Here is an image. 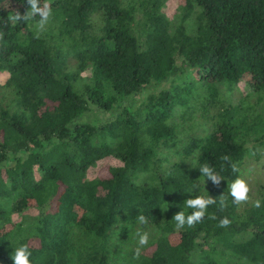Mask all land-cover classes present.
Wrapping results in <instances>:
<instances>
[{"label": "trees", "instance_id": "obj_1", "mask_svg": "<svg viewBox=\"0 0 264 264\" xmlns=\"http://www.w3.org/2000/svg\"><path fill=\"white\" fill-rule=\"evenodd\" d=\"M166 1L48 0L38 31L0 0V264L22 245L31 264H264V188L229 192L264 151V0ZM196 196L216 203L177 231Z\"/></svg>", "mask_w": 264, "mask_h": 264}, {"label": "clouds", "instance_id": "obj_2", "mask_svg": "<svg viewBox=\"0 0 264 264\" xmlns=\"http://www.w3.org/2000/svg\"><path fill=\"white\" fill-rule=\"evenodd\" d=\"M27 5L30 6V9L26 12V14L21 15L18 11L15 15L11 17L14 23L26 21L35 17L36 15L40 16V20L37 22L38 31H43L45 27L50 22L52 17V9L48 0H44V3L41 5V0H26ZM2 38V35H0ZM224 161L230 162V157L224 156L222 157ZM231 168L233 172H237L238 168L235 164H231ZM199 172L202 176L206 177V180H211L214 185H219L223 180L220 177L214 168L208 164H203L199 168ZM229 192L231 197L233 198V203L236 205L247 203L250 199L249 192L250 187L248 183L237 177L230 187ZM216 203V199L210 196H196L195 198L187 199L184 203V206L192 209L193 211L190 214H185L182 210L174 215L173 221L175 222V228L177 231L183 230L185 227H194L197 223H201L205 216L207 215V209ZM226 204L223 199H221V207H225ZM254 207L260 208L261 201L256 200L254 202ZM209 219H216L214 215H210ZM138 222L141 225L147 224V218L143 215L138 217ZM230 224V220L225 217L222 218L219 222L220 227H227ZM136 236L138 237V247L135 249V257L139 258L141 255V250L143 247L147 246L149 243V233L147 231L137 230ZM31 252L29 251L26 245H22L14 250V253L11 255V259L13 264H31L30 260Z\"/></svg>", "mask_w": 264, "mask_h": 264}, {"label": "rangeland", "instance_id": "obj_3", "mask_svg": "<svg viewBox=\"0 0 264 264\" xmlns=\"http://www.w3.org/2000/svg\"><path fill=\"white\" fill-rule=\"evenodd\" d=\"M180 0H167L164 5V11L168 17L176 14V8ZM95 22V21H94ZM1 80V79H0ZM247 88L244 84L237 85L236 89L228 95L224 94L222 98L227 97V100H234L243 98L246 96ZM138 98V97H137ZM110 118L108 115L95 114L91 117L92 123H98L104 121V119ZM199 125L202 128L206 127L203 121L194 120L193 125ZM194 131V130H193ZM105 165H108L107 163ZM239 177L244 179L249 187V201H251L259 188H264V151L257 156L246 158L239 169ZM33 215L34 213H30Z\"/></svg>", "mask_w": 264, "mask_h": 264}]
</instances>
